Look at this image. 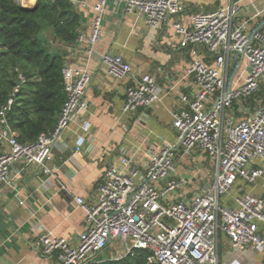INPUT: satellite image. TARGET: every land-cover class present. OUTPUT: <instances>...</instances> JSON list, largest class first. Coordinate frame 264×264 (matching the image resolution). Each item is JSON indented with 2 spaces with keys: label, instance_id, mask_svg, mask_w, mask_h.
I'll list each match as a JSON object with an SVG mask.
<instances>
[{
  "label": "built area",
  "instance_id": "2783aa9c",
  "mask_svg": "<svg viewBox=\"0 0 264 264\" xmlns=\"http://www.w3.org/2000/svg\"><path fill=\"white\" fill-rule=\"evenodd\" d=\"M68 1L77 11L92 13L87 61L97 57L108 76L127 81L122 112L152 107L159 93L150 74L135 75L121 56L94 50L107 0ZM214 1L217 7L191 15L188 27L173 24L180 46L189 48L193 56L187 73L196 87L190 97L179 96L180 107L171 114L176 141L163 143L157 151L148 149L143 161H134L120 150L116 163L102 174L96 200L89 204L73 198L84 213V229L74 242L40 227L31 242L34 251L54 255V264L119 261L136 258L139 251L147 253L143 264H232L219 258L218 236H222L233 254L264 255V198L243 190L244 185L264 182V32L246 31L236 24V0ZM119 3L124 13L137 14L151 28L183 11L181 0ZM199 49L208 61L197 57ZM61 75L65 102L53 129L34 142H20L19 133L8 125L6 112L12 99L0 108V185L12 186L20 171L11 177L10 170L18 163L38 167L45 187L49 179H56L53 151L65 150L63 132L86 110L90 81L86 68L67 64ZM18 80L24 82L22 76ZM250 97L255 104L247 107L243 103ZM88 126L84 122L81 128L86 132ZM85 141L78 137L75 150ZM200 156L210 163L212 177L193 190L191 184L202 170ZM181 161L194 164L185 166L184 175L177 173ZM111 249H115L112 255L105 257Z\"/></svg>",
  "mask_w": 264,
  "mask_h": 264
},
{
  "label": "crops",
  "instance_id": "0c3cea01",
  "mask_svg": "<svg viewBox=\"0 0 264 264\" xmlns=\"http://www.w3.org/2000/svg\"><path fill=\"white\" fill-rule=\"evenodd\" d=\"M14 1L20 7L31 8L36 0ZM236 1L239 6L234 19L236 24L246 31L257 28L264 32V0ZM181 2L183 11L170 16L156 28L145 25L135 13H124L119 0L106 2L95 52L121 56L130 64L133 74H150L158 87L159 100L148 109L132 113L122 112L127 81L108 76L97 57L87 61L86 38L92 13L78 10L81 42L62 48L67 54L65 64L86 68L88 72L87 108L63 132L65 150L53 151L51 165L57 172L56 179L48 180V187H45V177L38 167L21 163L11 167V177L15 171H20L12 186L0 185V264H54V255H41L31 247L39 228L73 243L84 229V213L76 207L73 198L81 197L89 204L96 200V188L102 174L110 164L116 163L120 150L134 161H143L148 149L157 151L163 143L176 141L171 114L180 107L179 96L190 97L196 87L187 73L193 56L189 48L180 46L173 24L188 27L191 15L213 11L218 5L214 0ZM197 57L208 61L201 49ZM84 122L89 125L86 132L81 128ZM78 137H84L86 141L76 151ZM185 163H178L179 175L185 174V166L192 167L191 161ZM198 175L191 184L193 190L210 182L203 167ZM243 190L264 198L263 181L244 185ZM232 194L236 195V190ZM114 250H107L104 256L110 257ZM218 255L232 264H264L261 253H231L228 241L222 236H218Z\"/></svg>",
  "mask_w": 264,
  "mask_h": 264
},
{
  "label": "trees",
  "instance_id": "16d2710c",
  "mask_svg": "<svg viewBox=\"0 0 264 264\" xmlns=\"http://www.w3.org/2000/svg\"><path fill=\"white\" fill-rule=\"evenodd\" d=\"M79 21L68 0H36L31 8L0 0V108L12 99L6 121L20 142H34L55 126L65 102L61 69L67 54L62 47L76 43ZM19 76L24 82L13 93ZM243 104L253 106L254 98ZM138 254L97 264H143L147 253Z\"/></svg>",
  "mask_w": 264,
  "mask_h": 264
},
{
  "label": "rangeland",
  "instance_id": "374dc122",
  "mask_svg": "<svg viewBox=\"0 0 264 264\" xmlns=\"http://www.w3.org/2000/svg\"><path fill=\"white\" fill-rule=\"evenodd\" d=\"M198 160L201 164L200 168L202 169V167H203V171L205 170L207 172V175L209 176V178H211L212 177L211 173H210L211 172V166H210V163L206 160V157L200 156L198 158ZM192 166H194V164H192Z\"/></svg>",
  "mask_w": 264,
  "mask_h": 264
},
{
  "label": "water",
  "instance_id": "95a60500",
  "mask_svg": "<svg viewBox=\"0 0 264 264\" xmlns=\"http://www.w3.org/2000/svg\"><path fill=\"white\" fill-rule=\"evenodd\" d=\"M16 85H18V86H19V85H20V83H19V82H16Z\"/></svg>",
  "mask_w": 264,
  "mask_h": 264
},
{
  "label": "bare ground",
  "instance_id": "6f19581e",
  "mask_svg": "<svg viewBox=\"0 0 264 264\" xmlns=\"http://www.w3.org/2000/svg\"><path fill=\"white\" fill-rule=\"evenodd\" d=\"M30 2V1H29Z\"/></svg>",
  "mask_w": 264,
  "mask_h": 264
}]
</instances>
